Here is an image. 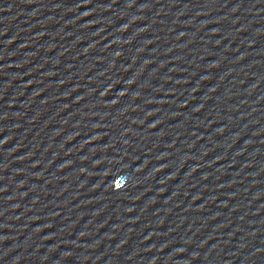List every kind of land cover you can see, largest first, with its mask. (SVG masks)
<instances>
[{"label":"water","instance_id":"95a60500","mask_svg":"<svg viewBox=\"0 0 264 264\" xmlns=\"http://www.w3.org/2000/svg\"><path fill=\"white\" fill-rule=\"evenodd\" d=\"M0 264H264V0H0Z\"/></svg>","mask_w":264,"mask_h":264}]
</instances>
